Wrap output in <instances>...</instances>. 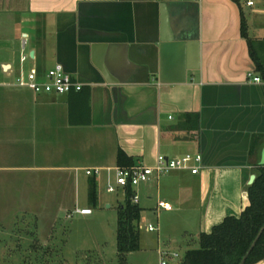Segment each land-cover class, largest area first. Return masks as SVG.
Segmentation results:
<instances>
[{
	"label": "crops",
	"instance_id": "obj_1",
	"mask_svg": "<svg viewBox=\"0 0 264 264\" xmlns=\"http://www.w3.org/2000/svg\"><path fill=\"white\" fill-rule=\"evenodd\" d=\"M56 63L81 90L15 85L20 72ZM256 63L264 66V0H0V189L10 179L0 234L34 219L47 246L42 219L52 228L80 207L89 179L99 193L119 150L146 165L158 154L201 155L198 173L156 181L157 218L190 217L185 233L241 212L249 176L264 165V83L247 79ZM91 168L100 175H86Z\"/></svg>",
	"mask_w": 264,
	"mask_h": 264
},
{
	"label": "rangeland",
	"instance_id": "obj_2",
	"mask_svg": "<svg viewBox=\"0 0 264 264\" xmlns=\"http://www.w3.org/2000/svg\"><path fill=\"white\" fill-rule=\"evenodd\" d=\"M3 189L8 190V187L4 185L0 189V205L3 194L6 193ZM181 189L184 190L185 187L182 186ZM134 190L139 196V206L144 211L145 220L138 226L140 248L127 254L126 264H161L162 260L166 264H181L185 251L199 246V227L193 232L189 230L190 232L185 233L181 227L183 228L187 219L190 221V217L181 218L178 212L161 210L157 218L154 210L157 198L156 181L150 182L148 187L139 184ZM8 191L10 194V179ZM176 191L175 189L173 193H178ZM182 193L187 194V197L191 196L189 189ZM96 194L97 204L92 206L88 192L81 187L79 206L91 208L92 213L89 215L72 212L67 217L66 213L61 212L53 221L52 228L49 226L50 219H42V223L47 222L41 225L42 232H50L47 246L37 243L38 237L33 233L36 226L34 219V222L31 219L26 221L25 225H20L21 219H18L13 236H10L11 233L0 234V264H118L117 214L118 206L124 203V196L121 190L106 192L104 182L100 183L99 193ZM199 210L194 217L196 220L200 216ZM7 215L9 214L4 219L6 223L9 220ZM149 225L157 229L149 231ZM161 251L167 254H161ZM174 253L177 254L176 257H173Z\"/></svg>",
	"mask_w": 264,
	"mask_h": 264
},
{
	"label": "trees",
	"instance_id": "obj_3",
	"mask_svg": "<svg viewBox=\"0 0 264 264\" xmlns=\"http://www.w3.org/2000/svg\"><path fill=\"white\" fill-rule=\"evenodd\" d=\"M256 71L264 66L256 63ZM119 166L134 164L123 150L117 153ZM89 202L97 204L96 183L89 179ZM133 188L127 187L124 203L118 206L116 250L118 264H126L127 254L140 248L138 224L142 208L131 201ZM264 225V165L257 169L255 179L247 187V203L239 216H227L209 231L199 234V246L187 249L181 264H239L251 243ZM264 258V229L248 254L244 264H253Z\"/></svg>",
	"mask_w": 264,
	"mask_h": 264
},
{
	"label": "built area",
	"instance_id": "obj_4",
	"mask_svg": "<svg viewBox=\"0 0 264 264\" xmlns=\"http://www.w3.org/2000/svg\"><path fill=\"white\" fill-rule=\"evenodd\" d=\"M199 1V0H193ZM247 5L252 2L247 1ZM26 56H21V61L25 60ZM248 81L255 83H264V72L255 74L253 72L247 73ZM15 85L28 88L35 93H52V94H64L70 91H79L82 88V84L73 79V77L64 70L63 66L56 63L42 75L38 74L37 69L31 68L26 72H20L15 78ZM202 157L199 153L185 154L181 157L169 158L163 154H158L154 165H146L141 162L134 163L130 166H119L105 168L106 183L105 190L109 193H114L121 190L124 196L127 187L134 188L141 183H148L151 181H158L160 177L168 174L173 170H188L192 174L199 172ZM86 175H100L101 170L99 168L85 169ZM131 201L135 204L139 202V196L134 190L131 197ZM158 206L164 209H170L168 203L163 201L158 202ZM74 213L87 215L92 213V209L89 207H76L73 209ZM72 212L67 216L69 217ZM149 231H154L155 227L148 226ZM161 254L167 253L161 251ZM177 254L174 253L173 257ZM161 264H166L164 260Z\"/></svg>",
	"mask_w": 264,
	"mask_h": 264
},
{
	"label": "water",
	"instance_id": "obj_5",
	"mask_svg": "<svg viewBox=\"0 0 264 264\" xmlns=\"http://www.w3.org/2000/svg\"><path fill=\"white\" fill-rule=\"evenodd\" d=\"M31 55H32V52H31ZM254 179H255V175H254V174H251V175L249 176V179H248V184H251V183L253 182ZM107 206H109V205H107ZM239 214H240V212H239L238 214L233 215V216H239ZM222 220H223V219H222ZM222 220H221V221H222ZM221 221H220V222H221ZM263 229H264V225L260 228V230H259L257 236L255 237V239H254L253 242L251 243V245H250L248 251H247L246 254L243 256V258L241 259V261L239 262V264H244V262H245V260H246V258H247V256H248V254L250 253L251 249H252L253 246L255 245V243H256L257 239L259 238V236H260L261 232L263 231ZM202 232H205V231H202Z\"/></svg>",
	"mask_w": 264,
	"mask_h": 264
}]
</instances>
